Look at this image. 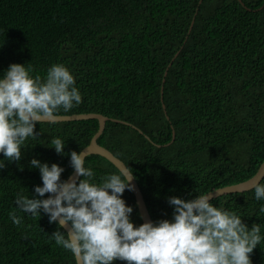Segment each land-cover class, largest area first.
Here are the masks:
<instances>
[{
	"label": "trees",
	"instance_id": "16d2710c",
	"mask_svg": "<svg viewBox=\"0 0 264 264\" xmlns=\"http://www.w3.org/2000/svg\"><path fill=\"white\" fill-rule=\"evenodd\" d=\"M241 1L0 0V78L12 63L42 78L51 65H65L82 103L55 114L97 112L136 125L141 132L107 119L97 141L132 170L153 223L172 221L169 197L190 200L241 181L264 159V0ZM97 127L96 118L38 122L20 161L0 153V264H76L51 237L65 230L43 211H20L15 198H47L34 192L42 179L31 159L61 166L65 180L70 152L79 153ZM56 137L65 141L63 154L51 144ZM84 166L96 182L119 172L95 153ZM121 198L134 226L142 224L133 192ZM210 203L236 212L249 229L260 225L250 259L264 264V199L252 187Z\"/></svg>",
	"mask_w": 264,
	"mask_h": 264
},
{
	"label": "clouds",
	"instance_id": "9594fccd",
	"mask_svg": "<svg viewBox=\"0 0 264 264\" xmlns=\"http://www.w3.org/2000/svg\"><path fill=\"white\" fill-rule=\"evenodd\" d=\"M31 67L12 63L0 78V153L9 162L20 161L21 149L29 138H36L34 127L45 118L50 120L63 108L65 112L82 103L70 70L61 63L51 65L45 77L30 75ZM56 153L63 154L65 141L53 138ZM81 152H70V166L75 176L61 179L64 169L33 158L30 166L38 168L42 186H35L39 197L18 193L16 207L39 217L47 214L58 229L51 234L55 243L69 250L79 264H252L250 254L261 242V227L251 229L234 211L215 207L208 193L190 200L169 197L173 220L144 222L134 226L133 211L121 198L127 189L134 190L132 170L125 168L100 181L84 166ZM5 166L0 161V168ZM22 168V166H21ZM82 177V178H81ZM255 199H264V184L255 182ZM264 212V207L260 208ZM14 225L22 219L9 212Z\"/></svg>",
	"mask_w": 264,
	"mask_h": 264
},
{
	"label": "water",
	"instance_id": "95a60500",
	"mask_svg": "<svg viewBox=\"0 0 264 264\" xmlns=\"http://www.w3.org/2000/svg\"><path fill=\"white\" fill-rule=\"evenodd\" d=\"M176 54H177V52L173 55L172 59L174 58V56ZM170 64H171V62H169L168 66ZM161 96H162V89H161ZM85 118H96L97 121H98V127H97V130L91 136L89 142L85 146H83L79 152H81V154L83 156H85V157L88 154H91V153L102 155L106 159H108L113 165H115L121 171H124L125 168H128L123 160H121L119 157H117L107 147H105L102 144L98 143L97 138L102 133V131L104 129V126H105V122H106L107 119H111V120H114V121H119V122H122V123L130 124L132 127L136 128L137 130H139L141 132V130L138 129V127L136 125L131 124V123L126 122V121H123V120H120V119H117V118H109L108 116L103 115L101 113H97V112H79V113H69V114H54V116L50 120L45 118L44 121H62V120H75V119H85ZM146 137L149 139L148 136H146ZM173 138H174V130L172 129V139H171V141L173 140ZM73 176H75L74 169L69 173V175L66 177L65 180H68V179H70ZM132 176L134 177L133 174H132ZM263 176H264V159L260 163V165L257 168V170L252 175L247 177L246 179H243L241 181H238V182H235V183H232V184H227V185H223L221 187H217V188H215L213 190H210V191H208L206 193L210 194L212 197H215L217 195H220V194H223V193H226V192L247 190V189L252 188V185L255 182H257V181L259 182L263 178ZM131 183L134 185V190L132 192H133V195H134V198H135V202L137 204V208H138L139 214L141 216L142 222L143 223L147 222V221L153 222L152 218L150 216V213L148 211V208L146 206V203L144 201L143 194L141 192V189H140L135 177L131 181ZM74 258H75L76 264H79V261L77 260V258L75 256H74Z\"/></svg>",
	"mask_w": 264,
	"mask_h": 264
}]
</instances>
